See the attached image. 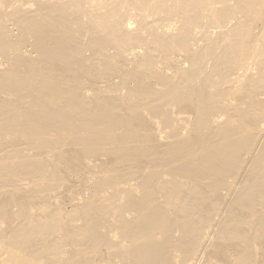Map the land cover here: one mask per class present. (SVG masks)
Instances as JSON below:
<instances>
[{
    "label": "bare ground",
    "instance_id": "6f19581e",
    "mask_svg": "<svg viewBox=\"0 0 264 264\" xmlns=\"http://www.w3.org/2000/svg\"><path fill=\"white\" fill-rule=\"evenodd\" d=\"M0 264H264V0H0Z\"/></svg>",
    "mask_w": 264,
    "mask_h": 264
}]
</instances>
